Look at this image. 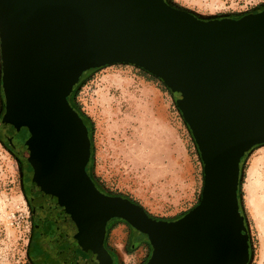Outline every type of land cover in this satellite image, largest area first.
Masks as SVG:
<instances>
[{"label": "water", "instance_id": "obj_1", "mask_svg": "<svg viewBox=\"0 0 264 264\" xmlns=\"http://www.w3.org/2000/svg\"><path fill=\"white\" fill-rule=\"evenodd\" d=\"M0 39L2 127L35 190L89 220L99 246L109 219L127 220L148 235L147 264L250 263L238 190L242 159L264 145V10L207 20L166 0H0ZM115 64L164 82L192 131L204 188L178 220L102 194L86 172L91 139L68 97L85 72Z\"/></svg>", "mask_w": 264, "mask_h": 264}, {"label": "rangeland", "instance_id": "obj_2", "mask_svg": "<svg viewBox=\"0 0 264 264\" xmlns=\"http://www.w3.org/2000/svg\"><path fill=\"white\" fill-rule=\"evenodd\" d=\"M169 1L207 20L238 18L264 9V0ZM84 75L75 104L92 126V171L101 188L130 199L158 220H178L198 206L204 188V164L166 84L130 64L108 65ZM2 76L0 39V118L5 113ZM241 166V202L250 235L249 264H264V145L252 149ZM32 221L22 163L1 135L0 264H33ZM130 232L127 224L114 225L108 239L110 248L121 264H144L153 248L144 242L131 248Z\"/></svg>", "mask_w": 264, "mask_h": 264}, {"label": "flooded vegetation", "instance_id": "obj_3", "mask_svg": "<svg viewBox=\"0 0 264 264\" xmlns=\"http://www.w3.org/2000/svg\"><path fill=\"white\" fill-rule=\"evenodd\" d=\"M4 114L0 118V137L2 135V140L11 146L5 137L2 127ZM79 115L80 117L82 116L81 114ZM82 119H84L90 136L89 125L83 116ZM11 149L13 148L11 147ZM14 154L18 155L23 166L25 188L33 214L30 244L33 264H121L118 254L112 251L108 242L112 227L118 223L127 224L131 228L130 239L128 241V245L131 248H135L143 242L152 248L148 235L120 217H113L107 221L102 243L99 246L100 243L97 240L96 232L92 229L94 226L91 225L89 220L87 223L85 221L81 225L79 221L74 219L75 216H73V212L69 207L61 203L59 204L57 198L54 196L41 193L39 189L35 190L34 187H36L37 183H34L35 169L33 165L15 150ZM93 154V144L91 141V158L86 167L88 176L102 194L108 197H119L107 193L98 184L92 171ZM42 194L44 195L41 196ZM238 198L240 210L244 215L239 190ZM150 218L159 221L152 216ZM149 260L150 256L144 264H147Z\"/></svg>", "mask_w": 264, "mask_h": 264}, {"label": "trees", "instance_id": "obj_4", "mask_svg": "<svg viewBox=\"0 0 264 264\" xmlns=\"http://www.w3.org/2000/svg\"><path fill=\"white\" fill-rule=\"evenodd\" d=\"M170 5H172V3L169 1V0H166ZM173 6V5H172ZM264 10V9H263ZM263 10H260V11H263ZM260 11H258V12H260ZM238 18H240V17H238ZM91 70H93V69H91ZM91 70H89V71H91ZM89 71H87V73L89 72ZM86 73V74H87ZM85 74V73H84ZM83 74V75H84ZM85 74V75H86ZM84 75V76H85ZM83 77V76H82ZM81 77V78H82ZM84 78V77H83ZM82 78V79H83ZM82 79H80V82L75 86V88H74V90H73V92L71 93V95L68 97V101H69V103L71 104V106L77 111V112H79V114H81L82 116H83V118H85V120H86V122H87V124L89 125V128H90V137L92 136V126H91V124H90V120L80 111V109L78 108V106L75 104V95H76V90H77V87L79 86V84L81 83V80ZM2 91H3V89H2ZM4 93V92H3ZM81 116V117H82ZM84 120V119H83ZM188 128H189V126H188ZM189 130H190V128H189ZM190 132L192 133V131L190 130ZM192 137H193V134H192ZM193 139H194V137H193ZM194 142H195V139H194ZM196 143V142H195ZM7 145V144H6ZM7 147H8V149L10 150V152H12L13 154H14V150L13 149H11V146H9V145H7ZM198 148V147H197ZM247 156V155H246ZM246 156L242 159V164H243V162H244V160H245V158H246ZM241 164V165H242ZM93 167V166H92ZM242 167V166H241ZM239 193H240V186H239ZM169 221H172V220H169ZM30 255H31V252H30Z\"/></svg>", "mask_w": 264, "mask_h": 264}]
</instances>
